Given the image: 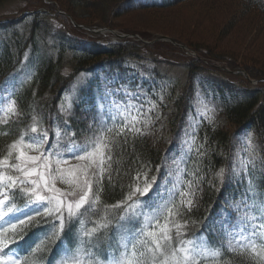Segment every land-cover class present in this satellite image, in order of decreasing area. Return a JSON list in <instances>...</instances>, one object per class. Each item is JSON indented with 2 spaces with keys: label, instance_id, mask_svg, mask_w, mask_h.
I'll list each match as a JSON object with an SVG mask.
<instances>
[{
  "label": "rangeland",
  "instance_id": "374dc122",
  "mask_svg": "<svg viewBox=\"0 0 264 264\" xmlns=\"http://www.w3.org/2000/svg\"><path fill=\"white\" fill-rule=\"evenodd\" d=\"M59 1L70 11L69 13L59 5L58 0H0V20L13 14L17 16L8 20L22 18L16 20L10 27H0V48L5 41L10 39L12 31H15L13 34L17 33L18 36H21L25 44L29 43L30 39L27 37L31 36L32 27L30 25L40 24V27L33 31L36 35L35 46L32 43L28 46L27 43L28 47L20 55L16 66L7 76L5 81L11 82L8 84L7 90H2L5 81L0 84V109L6 107L10 100L15 101L13 95L31 74L29 66L36 61V58L53 54L56 56L58 49L56 47L60 48L63 42L66 49L64 48L62 51L64 54L61 58V70L70 75V79L56 98L57 111H54L48 125H44V120L50 118L48 111H45L46 115L43 119L40 112L32 114L28 126L21 133L27 132L31 135L30 129L33 125V117H35L41 131L49 130L52 144L57 141L55 130H60L58 151L66 153L73 143L85 145L99 137L103 141L102 148L107 149L105 157H108L110 141L115 140V135L120 133L121 129H124L123 133L145 134L149 139L161 140L164 147L159 165L153 170L142 166L140 170L136 171L131 185L120 201L125 199L132 186L138 184L143 188L145 177L149 182L153 177H158V184L155 185L147 200L149 204H152L153 195L159 190L163 194V200L158 203H163L168 199L167 190L172 189L174 183L178 184L177 178H179V181L183 182L182 186L178 184L175 198V203L179 204L181 200L179 192L190 191L189 182H191V190L194 191V195L185 198V200L188 198L193 200L191 208L181 207L180 215L172 216L168 221V227L171 228L173 237V247L178 248L181 241L191 240L197 234H190L197 229V223L187 216L196 205L199 194L203 191L202 180L206 179L208 185L217 186L220 189V194L223 197L219 208L208 215L209 220L205 223L207 228L212 231V235L215 237L214 241H208L201 233H198L199 237L209 250H220V246L229 248V245L236 248V242L241 238L238 233L245 228L242 218L262 215L261 212L254 211L252 208L245 209L244 204H252L254 199L252 197L240 204L239 210L235 207L241 202L249 184L254 186L255 192L260 194L261 198H264L262 140L259 131L252 124L250 130L246 127L235 130L231 125L225 124L224 106L229 105L233 100L242 99L245 95L240 93L237 88L221 86L222 81L216 74L205 71L192 72L194 65L200 70L208 69V67L199 56L191 57L193 52L181 46V43L185 44L186 42L195 46L199 51L203 50L204 56L211 53L221 55L219 57H234L238 61L248 63L254 68L251 70L254 77L251 78L242 74L247 71L239 70L238 66L227 67L229 69L236 68L233 72L241 73L246 86H255L256 81L259 86L263 87L264 82L260 81L259 83V80L264 81L262 78L264 77V21L261 10L252 3H246L245 0H184L167 7L134 8L124 11H119L118 7L110 6L103 0H81L82 5L76 6L75 0ZM261 4L264 6V0ZM129 5L126 4L121 9ZM38 7L48 8L51 14L56 16L42 18L39 22L34 21L33 17H29L28 14L20 17ZM101 19L105 24L99 23L102 25L100 27L117 29L125 33H138L144 37L145 41H149V48L144 50L125 47L119 56L111 57L114 59L109 62L110 64L106 61L94 62L91 67L85 70L71 72V54L73 52L71 50L84 51L97 37L100 40L102 38V42H106V38H114L113 35H105L107 33L105 29H100L96 33L89 31L91 27L89 22L94 23ZM63 29L70 31L69 34L72 35L65 36ZM82 33L86 37L90 34L93 36H88L90 40H87L84 39ZM163 36L170 40L163 39ZM135 42L139 45L143 44L141 40ZM171 47L174 48L173 52L170 50ZM105 57L107 56H99V58ZM196 58L197 60H194ZM191 62H194L193 66L189 65ZM10 92L12 95H9ZM178 99L182 101V111L173 129L170 117L175 113V102ZM15 106V115L9 116L0 111V124L16 119L19 114L16 101ZM34 106L35 104L33 109ZM62 109L64 111H61ZM69 116H77V122L83 126L80 127V130L78 129L80 132L76 133L68 127L62 129L58 119L65 120L64 124L65 122L69 124L66 119ZM205 123L218 127L225 125V130L230 134L229 153L223 157V160L219 159L220 163L216 167L207 166L204 168V158H206L209 146L201 141L203 139L199 136L198 129L199 126L206 125ZM136 129L140 131L136 132ZM25 151L28 155H40L39 152L33 150L25 149ZM77 155H84V153L79 152ZM56 159H61L62 162L57 165ZM240 160L252 161L248 166L249 175L241 176L232 171L233 165L238 164ZM107 161L109 162V159L106 158L104 169L109 166ZM12 162H16L15 155L12 157ZM42 163H50L53 169L57 167L68 169L79 164H88L90 161H80L74 156L65 154L59 158L50 156L49 161ZM158 167L161 169L160 171L157 170ZM221 169H225L223 178L219 175ZM8 174L19 175L15 171H10ZM166 177H168L167 181ZM55 187L70 190L69 186L59 179L55 180ZM15 195L17 198L13 203L17 205V201H23L22 205H17V207L27 211L25 205L28 198L23 197L19 190H16ZM2 198L0 196V199ZM76 198L78 199V197ZM258 203L259 201H257ZM111 205L99 203L95 208L88 207L83 210L74 223V225L79 224L80 240L74 246L64 245L51 264H74L72 259L67 258L74 255L82 257L83 264H94L96 261L99 264H111L113 259L119 257L124 251L122 245L125 243L126 233L118 230L112 222L117 216L119 221L124 209L121 207L106 213L105 208ZM144 211L147 213L149 209L145 208ZM27 214L35 215L31 211H27ZM105 216L106 219H102ZM167 216L168 212L165 210L159 216L158 222L157 220L151 222L156 226L146 230L160 233ZM20 218L25 217L21 216ZM42 219L51 221L50 225L44 229V233L52 234L54 230H59V223L53 224V218ZM103 223L116 227L114 233L117 244L106 257L94 255L81 243L83 237L92 239L95 233L103 229H99L91 236L84 235L85 232L97 228L99 224ZM143 223L144 220L141 218L134 226L140 228ZM259 223H264V220L252 219L249 221V226ZM175 224L182 225L180 237L176 235ZM5 227L8 225L6 224ZM2 231L0 229V233ZM42 236L43 233L38 235L36 244ZM15 239L17 242V238ZM258 239H264V234ZM30 247H26V250H29ZM128 247L130 250L131 245ZM16 248V245L12 247L14 253H17ZM143 248L144 245H138L140 251H143ZM261 257L264 258V256ZM218 258L201 259L199 264H235L232 259L222 262ZM241 258L242 262L250 263L251 261L244 255ZM23 264H44V262L33 253ZM158 264H164L163 257L159 258Z\"/></svg>",
  "mask_w": 264,
  "mask_h": 264
},
{
  "label": "snow or ice",
  "instance_id": "6c2138e0",
  "mask_svg": "<svg viewBox=\"0 0 264 264\" xmlns=\"http://www.w3.org/2000/svg\"><path fill=\"white\" fill-rule=\"evenodd\" d=\"M9 83L11 82L5 81L2 90L6 91ZM9 95H12V93L10 92ZM0 111L9 116L15 115V101L10 100L8 105ZM61 111H64V109ZM38 123V120L33 117V125L30 129L31 135L27 132L21 133L16 140L8 145L7 154L0 156V196L3 197L0 199V229L3 230L0 233V264H22L19 254L12 251V247L16 243L15 238L23 239L25 229L34 221L38 224L40 222L38 218L51 217L53 218V224L59 223V230H54L51 234L52 238L59 242L63 233L70 230L83 210L88 207L95 208L101 202L105 171L103 165L106 158L110 160V157H105L107 149L102 148V139L96 137L85 145L73 143L66 153H62L57 150L59 137L61 136L60 130H55L54 134L57 141L52 144L49 130L44 129L41 131ZM65 127H70V125L65 122ZM108 131H111V129H108ZM123 131L124 129H121L120 133H123ZM139 131V129H136V132ZM89 148L92 150L89 151ZM25 149L39 152L40 155H28ZM79 152H83L84 155H77ZM65 154L74 156L80 161H90V163L79 164L68 169L59 167L53 169L50 163H42L49 161L50 156L59 158ZM13 155H15V163L12 162ZM55 162L59 165L62 160L56 159ZM63 162L66 163V161ZM250 163H252L250 160H240L238 164L233 165L232 171L241 176L249 175L248 166ZM157 170L160 171L161 169L158 167ZM10 171H15L19 175H9ZM219 175L223 178L225 169H221ZM56 179L67 184L70 190L55 187ZM165 179L167 181L168 177ZM177 181L179 186H182L183 182L179 181V178H177ZM156 184H158V177H153L151 182L145 177L143 188L139 187L138 184L132 186L123 201L105 208L106 213L121 207L124 209L117 223L118 230L126 233L125 243L122 245L124 251L121 252L119 257L113 259L111 264H158L161 257H163L164 264H199L201 259L216 258L222 255L220 250H209L205 246V242L200 239L199 234H196L191 240L181 241L178 248L173 247V237L171 228L168 227V221L170 217L180 215L181 207L191 208L193 200L191 198L185 200V198L194 195V191L191 190L192 183L189 182L190 191L179 192L181 197L179 204L175 203L178 192L177 183L173 184L172 189L167 190V200L158 203V201L163 200V194L157 190L153 195L152 204H149L147 197L153 192ZM16 190H19L23 197L28 198L25 208L27 211L34 212L35 215H28L27 211L22 210L13 203L17 198L15 195ZM250 197L254 198L253 202L252 204H244L245 209L252 208L254 211L261 212L262 215L259 217L244 216L242 223L245 224V228L238 233L241 238L236 242L237 247L232 248L229 245V248L234 252L238 249L240 253H245L251 249L259 257L264 256V239H258L264 234V223L249 226V221L252 219L264 220V198H261L260 194L255 192L254 186L249 184L241 202L235 207L239 210L240 204ZM257 201H259L258 204ZM145 208H148L149 212L146 213ZM40 209H43V211H40ZM165 210L168 212V216L165 217V225L161 228L160 233L147 231L146 229L156 226L151 222L153 220L158 222L159 216ZM21 216L25 218L21 219ZM141 218H143L144 223L140 228H136L134 225ZM102 219H106V216ZM12 221L16 222L13 223ZM6 224L8 227H5ZM108 226L106 223L99 224L97 228L85 232L84 235L91 236L99 229ZM174 227L177 237H180L182 235L180 232L182 225L175 224ZM141 244L144 245L143 251L138 249V245ZM128 245H131L130 250ZM38 250L39 245L37 248L32 249V252L36 253ZM67 258L72 259L74 264H83V258L79 255ZM94 264H99V262L96 261Z\"/></svg>",
  "mask_w": 264,
  "mask_h": 264
},
{
  "label": "trees",
  "instance_id": "16d2710c",
  "mask_svg": "<svg viewBox=\"0 0 264 264\" xmlns=\"http://www.w3.org/2000/svg\"><path fill=\"white\" fill-rule=\"evenodd\" d=\"M76 5H82L81 0H75ZM106 4L118 7L119 11L130 10L134 8H151V7H167L171 6L177 2L184 0H103ZM59 5L65 9V11L70 12L62 3L58 0ZM248 4L256 5L262 14L264 21V6L261 4L262 0H245ZM126 4H130L128 7L121 9ZM26 15V14H25ZM29 17H33L34 21H41L42 18L49 17L48 12L43 11L42 9L33 10L30 12ZM17 15L7 16L15 17ZM56 16V15H55ZM99 17V16H98ZM18 18L16 20H20ZM13 21H7L3 19L0 22V27H10L14 24ZM78 22V21H77ZM90 24H105L104 20H98L94 23L89 22ZM32 27L31 36L27 38L30 39L29 43L22 40L21 36L18 34H13L15 31H12V35L8 41H5L0 48V81L5 79L6 76L14 69L17 64V60L23 51L32 43L35 46V34L33 31L37 30L40 27V24H31ZM63 34L65 36L72 35L69 34L70 31H65L63 29ZM8 34V33H7ZM34 34V35H33ZM34 39V40H33ZM15 41V43H13ZM182 42L181 40H179ZM28 43V46H27ZM56 50V56L45 55L41 58H36V61L29 66L31 75L21 87L15 92V100L19 110V114L16 119L6 122L5 124H0V156H4L8 150V145L15 140L22 132V130L28 126L30 116L40 112V116L45 118V111H48L49 115L53 114L55 111V105L57 103L56 98L62 91L65 85L68 84L70 75L64 73L61 70L62 66V51L64 50V43ZM154 44V43H153ZM165 44V43H162ZM191 49H193L197 56L201 58V61L208 67V69L200 70V68L193 67L195 73L199 72H208L216 74L221 79V86L225 85L227 87L237 88L240 93H243L245 97L242 99L233 100L229 105L224 106V116L225 124L231 125L235 130L240 126L246 123H251L253 127H256L259 131L262 145L264 148V86H259L258 83L255 86L249 87L243 83L242 77L240 74H231L236 79L226 78V72L216 66L215 61H220L221 63H226L228 66L240 67L247 71L250 77H254L251 73V70H254L253 66L249 65L244 61H238L234 57H219L221 55L211 54L205 55L203 50L197 49L195 46H191L189 43H186ZM167 45V44H165ZM149 45L139 48L136 43L128 42L125 44L115 43L108 47H103L97 43H90V45L81 52L73 51L72 56V71L76 72L77 70H84L91 67V64L99 61L110 62L112 56H119L122 51L125 50V47H134L139 49H148ZM14 47V48H13ZM66 49V48H65ZM170 49V48H169ZM172 52L174 48L170 49ZM107 56L105 58H99V56ZM213 55V56H212ZM218 56V57H217ZM192 57V56H191ZM109 58V60H108ZM194 60H197L194 59ZM194 62H191L193 66ZM263 72V71H262ZM261 73V72H260ZM74 75V74H73ZM240 77V78H239ZM261 78V77H260ZM264 78V77H262ZM261 78V79H262ZM264 80V79H263ZM263 83L264 81L259 80ZM264 84V83H263ZM263 96V97H262ZM262 97V98H261ZM182 101L178 99L175 102V113L170 117V124L174 129L176 125V120L182 111ZM34 109H33V105ZM177 110V111H176ZM77 116H71L68 118L70 121L71 127L76 131L80 132V122L76 120ZM44 123H50V119H45ZM228 125V126H229ZM225 125L221 127L213 125H205L200 129L199 136L203 143H207L208 150L206 153V158H204V168L207 166L216 167L220 163L219 159L223 160V157H226L230 149V134L224 128ZM65 127V125H64ZM233 129V130H234ZM234 130V131H235ZM115 140L110 141L108 157H110L108 168H105L104 179H103V192L101 193V204L111 205L123 199L125 192L131 185L135 172L140 170L142 166H146L153 170L161 162L163 142L161 140H152L145 136V134L139 133H123L116 134ZM222 151V152H221ZM203 160V158H202ZM107 164V165H108ZM110 178V179H109ZM202 180V179H201ZM203 191L199 194L196 205L190 210L187 217L191 218L196 222V228L205 220L208 213L214 210L215 206L218 203L220 197V189L217 186H210L207 184L206 179L202 180ZM218 189V190H217ZM217 191V192H216ZM35 224H31L30 228L34 229ZM195 229V228H194ZM193 230V229H192ZM196 230V229H195ZM193 230L192 232H194ZM112 229H104L94 234L93 238L90 240L91 247L96 254L102 255L107 249H109L112 244L111 233ZM191 232V233H192ZM76 237L75 227H71L70 230H66L59 242L57 240H48L44 242L42 248L39 251L40 259H51L52 256L57 253L59 245L63 241L68 243H73ZM242 255L248 257L251 261L250 263L242 262ZM233 260L235 264H255L260 263L264 264V258L259 256L257 257L252 252L240 253L224 251L220 261ZM244 259V258H243ZM252 262V263H251Z\"/></svg>",
  "mask_w": 264,
  "mask_h": 264
}]
</instances>
